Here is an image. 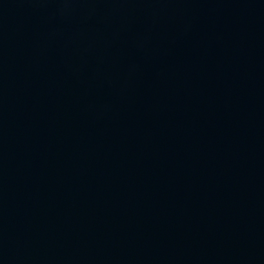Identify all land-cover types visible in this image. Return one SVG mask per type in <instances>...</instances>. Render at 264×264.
I'll use <instances>...</instances> for the list:
<instances>
[{
  "label": "water",
  "instance_id": "obj_1",
  "mask_svg": "<svg viewBox=\"0 0 264 264\" xmlns=\"http://www.w3.org/2000/svg\"><path fill=\"white\" fill-rule=\"evenodd\" d=\"M0 264H264V0H0Z\"/></svg>",
  "mask_w": 264,
  "mask_h": 264
}]
</instances>
